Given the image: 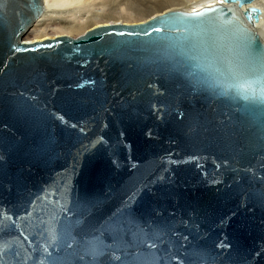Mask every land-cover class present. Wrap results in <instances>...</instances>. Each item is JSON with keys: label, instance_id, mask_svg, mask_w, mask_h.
Returning <instances> with one entry per match:
<instances>
[{"label": "water", "instance_id": "obj_1", "mask_svg": "<svg viewBox=\"0 0 264 264\" xmlns=\"http://www.w3.org/2000/svg\"><path fill=\"white\" fill-rule=\"evenodd\" d=\"M252 1L24 43L0 0V264H264Z\"/></svg>", "mask_w": 264, "mask_h": 264}, {"label": "bare ground", "instance_id": "obj_2", "mask_svg": "<svg viewBox=\"0 0 264 264\" xmlns=\"http://www.w3.org/2000/svg\"><path fill=\"white\" fill-rule=\"evenodd\" d=\"M42 2L44 5L42 13L32 22L21 36V41L24 43L43 41L60 35L76 38L84 34L87 30L100 25L140 23L139 21L121 22L120 20L116 21V19H113L116 22L109 21L111 17L124 14V12H126L127 16L130 15V13L134 14L132 16L134 17L135 14L143 13L144 15L151 10L149 7H145L144 9L140 7L136 8V6L139 5L129 0H42ZM166 3L173 5V8H167L165 11L161 10L163 11L161 13L169 10H197L203 6L222 3V0H167ZM250 5L256 6L260 9L259 19L253 28L264 42V0H253L249 4L243 5L242 9H245ZM152 8L155 7L153 6ZM158 14H155V16ZM151 17L154 16L151 15L147 19L143 17L141 18V22H144ZM131 19L132 18L127 19V21H131ZM50 27H56L55 29H58V33L60 34L58 35V33H56L57 35L52 37L47 36V29ZM77 33L82 34L75 36ZM29 34H33L32 39L28 37Z\"/></svg>", "mask_w": 264, "mask_h": 264}, {"label": "rangeland", "instance_id": "obj_3", "mask_svg": "<svg viewBox=\"0 0 264 264\" xmlns=\"http://www.w3.org/2000/svg\"><path fill=\"white\" fill-rule=\"evenodd\" d=\"M126 1H128V0H126ZM129 1H132V2H134L135 4H137V5H139V6H136V8H138V7H140V8H145V7H149V8H151V10H150V12L149 13H145L144 15H143V13L142 14H135V16L134 17H132L134 14H131L130 13V15H128L127 16V14H126V12H124V14H121V15H117V16H114V17H111L110 18V21L109 22H113L114 20L113 19H116V21H121V22H141V18H143V17H145L146 19L148 18V17H150L151 15L152 16H155V14H158V13H161V12H163V11H161V10H167V8L168 9H170V8H173V5H171L170 3H166V1L167 0H129ZM179 1V0H178ZM170 4V5H169ZM152 5V6H151ZM155 7V8H152V7ZM161 8V9H160ZM154 13V14H153ZM147 15V16H146ZM130 18H132L131 19V21H127V19H130ZM118 19V20H117ZM134 19V20H133ZM140 19V20H139ZM145 19V20H146ZM109 20V19H108ZM112 20V21H111ZM122 20H124V21H122ZM137 20V21H136ZM116 21H114V22H116ZM95 24H97V23H95ZM100 24V23H99ZM101 24H104V23H101ZM53 28V29H52ZM56 28V27H55ZM54 27H50V28H48L47 29V33H48V35L47 36H49V37H52V36H56L57 34L56 33H58V29H55ZM57 30V31H56ZM60 33H58V35H59ZM78 34H82V33H77L75 36H77ZM28 37L29 38H33V34H29L28 35Z\"/></svg>", "mask_w": 264, "mask_h": 264}]
</instances>
